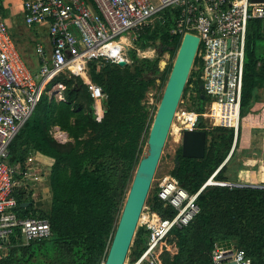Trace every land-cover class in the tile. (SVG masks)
Masks as SVG:
<instances>
[{
    "label": "trees",
    "instance_id": "trees-1",
    "mask_svg": "<svg viewBox=\"0 0 264 264\" xmlns=\"http://www.w3.org/2000/svg\"><path fill=\"white\" fill-rule=\"evenodd\" d=\"M174 10L164 13V22L147 27L136 41L137 47L153 48L159 57L140 59L130 53L132 63L90 65L91 80L107 95L102 122L96 120V110L88 87L81 78L60 76L48 87L62 84L64 101L50 99L45 94L31 119L11 145L12 165L26 164L34 154L54 160L51 170V206L37 211L31 194H17L22 218L39 217L48 220L51 237L23 245L12 239L7 254H0V264H102L106 262L119 219L150 132V115L142 105L146 93L157 81L166 87L182 36L173 35ZM264 22L252 20L248 26L238 135L233 128L208 126L202 117L206 113L219 125L215 105H207L201 90V74L192 71L183 97L189 88L195 92L189 111L200 114L198 129L207 134L206 156L203 160L185 159L177 152L171 175L190 194L198 193L216 174L215 181L227 182L225 164L241 134L244 118L250 114L257 90L264 85ZM169 53L171 64L160 69L161 58ZM153 57L152 50L146 52ZM198 60L195 62V67ZM182 97V99H183ZM156 115V114H155ZM154 115V116H155ZM155 118V117H154ZM153 118V120H154ZM153 122V121H152ZM58 127L71 142L63 145L53 134ZM236 149V148H235ZM176 157V158H177ZM225 164V165H224ZM31 203L28 208L24 204ZM150 209L163 218L174 211L148 198ZM200 213L189 226L173 231L169 243L177 252H164L162 264H213L212 253L217 244H235L242 249L251 264H264V188L208 186L198 199ZM148 232L139 228L129 253L134 264L145 252Z\"/></svg>",
    "mask_w": 264,
    "mask_h": 264
},
{
    "label": "built area",
    "instance_id": "built-area-1",
    "mask_svg": "<svg viewBox=\"0 0 264 264\" xmlns=\"http://www.w3.org/2000/svg\"><path fill=\"white\" fill-rule=\"evenodd\" d=\"M174 10L173 35L190 33L200 38L195 67L201 75L208 104L216 107L221 123L216 125L206 113L211 127L233 128L238 135L245 75L247 32L252 20L264 22V2L252 0H26L23 4L28 26L49 28L51 51L37 47L40 68L31 71L21 57L10 28L0 20V254H7L12 239L23 245L51 237L46 219L22 218L17 194L35 188L41 177L30 156L24 166L10 162L11 145L31 119L47 87L58 77L81 78L94 101L97 122H102L107 95L89 75L90 65L131 64L130 51L140 59H156L153 48L143 50L136 41L147 27L164 22V13ZM264 32V27H263ZM152 50L154 56H147ZM164 67H160L164 71ZM59 100L65 87L57 84ZM200 114L180 109L175 121L184 131H197ZM173 128V127H172ZM60 133V130L57 129ZM172 131V130H171ZM218 173V172H217ZM216 173V174H217ZM216 174L196 194H190L177 178L166 174L154 178L150 195L165 209L174 211L163 218L147 202L139 228L148 232L147 248L134 264H162L164 252L177 249L168 241L176 229L189 226L200 213L198 199L208 186L242 187L215 181ZM213 264H251L235 244H217ZM102 264H105L103 262Z\"/></svg>",
    "mask_w": 264,
    "mask_h": 264
},
{
    "label": "water",
    "instance_id": "water-1",
    "mask_svg": "<svg viewBox=\"0 0 264 264\" xmlns=\"http://www.w3.org/2000/svg\"><path fill=\"white\" fill-rule=\"evenodd\" d=\"M252 1L264 2V0ZM199 46L200 38L198 36L187 33L182 38L149 132L147 155L142 157L135 173L105 264H126L128 260L139 230L141 215L150 196L153 180L197 59ZM119 65L125 67L127 64L121 62ZM201 90L204 91L203 85ZM202 98L205 99L206 96H202ZM181 138L183 158L196 160L205 158L207 147L205 131H184ZM177 160L178 157L176 162Z\"/></svg>",
    "mask_w": 264,
    "mask_h": 264
},
{
    "label": "crops",
    "instance_id": "crops-1",
    "mask_svg": "<svg viewBox=\"0 0 264 264\" xmlns=\"http://www.w3.org/2000/svg\"><path fill=\"white\" fill-rule=\"evenodd\" d=\"M25 1L19 0L18 5L15 6V0H0V20L8 24L27 67L37 72L40 68L36 54L37 47L41 45L47 51H51L49 28L47 25L28 26L25 23L23 13ZM155 53L157 54V51ZM60 134H62L61 130ZM62 136L54 138L61 142ZM68 138L69 136L66 135L67 140ZM237 141L233 147L234 154L232 155L231 152L225 162L228 170L227 182L242 187L264 188V85L256 92L251 112L242 122L241 134ZM31 157L34 161L33 167L41 177V181L35 188L30 189L26 196L29 197L31 194L30 200L34 203L35 210L45 211L51 206L50 179L54 160L40 154ZM27 204L28 206L24 204L23 207L28 208L31 205L29 202Z\"/></svg>",
    "mask_w": 264,
    "mask_h": 264
},
{
    "label": "rangeland",
    "instance_id": "rangeland-1",
    "mask_svg": "<svg viewBox=\"0 0 264 264\" xmlns=\"http://www.w3.org/2000/svg\"><path fill=\"white\" fill-rule=\"evenodd\" d=\"M18 3H19V0H15V6H17ZM131 52L132 51H130V53ZM156 57H159L158 53L156 54ZM163 62L166 63V67L164 69V70H166V68H168L169 65L172 63L169 53L165 54L161 58L160 67L165 66L162 64ZM194 70H195V66L193 68V73H194ZM63 76L68 77V78L70 77V76H68V74L63 75ZM187 88H188V86H187ZM58 89L59 88L56 84L50 91H48V96L50 99L54 98L57 101H60L59 100L60 93L58 92ZM164 89H165L164 84L161 81H157L156 84L150 90H148V92L146 93V98L142 103V105L147 109V111L150 115V125L153 123L152 121H154L153 118L155 117L154 115L156 114L159 103L162 99ZM195 95H196L195 92H193L192 89L189 88V92L187 93L185 98L183 97V99L181 101L180 109L190 108L191 100L193 99V97H195ZM62 96H63V94H62ZM177 122L175 121V123L173 124L171 134L169 135L168 141H167L166 146L164 148L162 158H161V161H160L157 173H156L157 179L163 175L171 174V172L175 168V160L177 157V152L179 149H181V146H182V138H181V135L179 133L180 132V130H179L180 126H178ZM52 133H53V136L56 138H59L63 135L62 136L63 139L60 142L63 145H65V144L68 145L71 142V140L69 138H68V140L66 139L67 134L64 132H62V134H60L59 132L56 131L55 128H53ZM148 137H149V133H147L145 136L147 141H148ZM147 150H148V146H147V142H146V146L144 148L143 156L147 153ZM156 177H155V179H156ZM154 183H156V181ZM168 245L171 247L173 246L169 242H168ZM126 264H131L130 256L128 257Z\"/></svg>",
    "mask_w": 264,
    "mask_h": 264
},
{
    "label": "bare ground",
    "instance_id": "bare-ground-1",
    "mask_svg": "<svg viewBox=\"0 0 264 264\" xmlns=\"http://www.w3.org/2000/svg\"><path fill=\"white\" fill-rule=\"evenodd\" d=\"M162 64L165 65L166 63L163 62ZM163 67H164V66H163ZM209 105H213V104H209ZM146 155H147V153H146L144 156H146Z\"/></svg>",
    "mask_w": 264,
    "mask_h": 264
}]
</instances>
